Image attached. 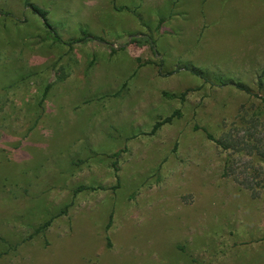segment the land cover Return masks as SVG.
Returning a JSON list of instances; mask_svg holds the SVG:
<instances>
[{
    "label": "rangeland",
    "instance_id": "374dc122",
    "mask_svg": "<svg viewBox=\"0 0 264 264\" xmlns=\"http://www.w3.org/2000/svg\"><path fill=\"white\" fill-rule=\"evenodd\" d=\"M32 1L66 40L127 48L54 43L26 0H0V264H264V159L207 135L264 111V0Z\"/></svg>",
    "mask_w": 264,
    "mask_h": 264
},
{
    "label": "trees",
    "instance_id": "16d2710c",
    "mask_svg": "<svg viewBox=\"0 0 264 264\" xmlns=\"http://www.w3.org/2000/svg\"><path fill=\"white\" fill-rule=\"evenodd\" d=\"M26 6L33 13H35L41 17V19L44 21V24L46 25V28H47V36L46 37H47V39L52 40L54 43L68 45L70 47H73L75 45L84 44V43H87L89 41H99L101 43L109 45L113 52H117L119 50H124L127 48V44L116 46L115 43L108 41L104 37L93 35L92 33H88L86 31H83V34L81 36H73L70 39L66 40L63 38V35L60 33L58 26L54 25L49 20V16H48L49 11L45 7H42L41 5L33 2L32 0H26ZM125 8H127V6H122L119 9H125ZM0 15L7 17V16H11L12 14H11V12L4 11L3 9L0 8ZM163 22H164V19H161L159 22V25L157 27L158 30L162 26ZM133 41L138 43L139 45H149L154 56L159 57L161 55L159 50H158V47H157L156 38L154 37V35L152 33H144V34H141L138 36H134ZM183 67L186 70L191 71L196 76L204 79L205 82H209L208 75L210 74V71L203 69V68H200V67H197V66H193V65L192 66L183 65ZM172 73L173 72H170V74H172ZM215 85H218V86L235 85L236 87H238L239 89H241L245 92L253 93V91L244 82L236 81L233 79L225 80L222 77H218L217 81L215 82ZM51 87H52L51 83L46 85L44 92H43V99H45V97L47 96ZM259 87H260V92L262 93V94H260L261 101L264 104V83L261 79L259 81ZM188 91H189V89L182 92L181 94H176V93L175 94L174 93L169 94L167 92L165 94L167 96L179 97L182 101H185ZM256 95H259V94H256ZM263 114H264V111L259 109V110L254 111L251 118H249V119L244 118V120L246 121L245 124H248V125L245 126V128L243 129L244 135H242V136L237 135V131L240 128H234V130L237 129L236 132L233 131V129H229L226 133H224V135H222L220 137H216L215 135H213L209 131H207V135L210 139L215 141L219 146H221L225 150H235V151L240 152L241 154H256L257 153L258 155L262 156L264 159V145L263 144L261 145V143H259V142L257 143V139L260 138V137H257V134L262 132V129L260 128L259 125H260L261 119H263L262 118ZM177 115H179V116L181 115L180 110L174 111L173 114L166 116L161 121H157L153 126V132H156L164 124L171 122L174 119V117ZM263 143H264V140H263ZM112 165H113V168L115 170L117 180H119L120 179V177H119L120 167L118 166L116 161L113 162ZM231 167H232V163H231V159H229V160H227L226 166H225V170L229 174L231 173ZM118 187H119V181L112 188L114 190H116ZM98 188H103V187L79 185L74 189V196H76L78 193H80L81 191H84L86 189H98ZM65 212H66V210L61 211V213H65ZM51 223H52V219L47 221L43 226L37 228L35 230L34 234H37L40 231H42L45 227L50 226ZM108 226H110V223ZM9 246L11 249H15L14 246H11V245H9Z\"/></svg>",
    "mask_w": 264,
    "mask_h": 264
}]
</instances>
